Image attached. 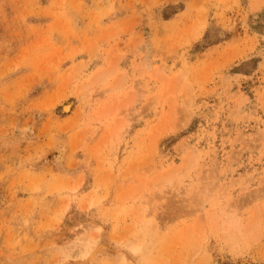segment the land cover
Instances as JSON below:
<instances>
[{
	"label": "rangeland",
	"instance_id": "374dc122",
	"mask_svg": "<svg viewBox=\"0 0 264 264\" xmlns=\"http://www.w3.org/2000/svg\"><path fill=\"white\" fill-rule=\"evenodd\" d=\"M0 264H264V0H0Z\"/></svg>",
	"mask_w": 264,
	"mask_h": 264
}]
</instances>
